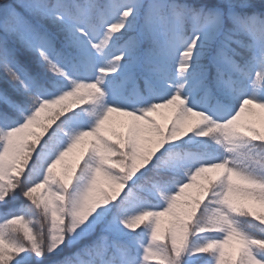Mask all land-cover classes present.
Masks as SVG:
<instances>
[{"label":"snow or ice","instance_id":"1","mask_svg":"<svg viewBox=\"0 0 264 264\" xmlns=\"http://www.w3.org/2000/svg\"><path fill=\"white\" fill-rule=\"evenodd\" d=\"M0 264H264V0H0Z\"/></svg>","mask_w":264,"mask_h":264},{"label":"rangeland","instance_id":"2","mask_svg":"<svg viewBox=\"0 0 264 264\" xmlns=\"http://www.w3.org/2000/svg\"><path fill=\"white\" fill-rule=\"evenodd\" d=\"M166 114V113H165ZM161 119H163V116L160 117Z\"/></svg>","mask_w":264,"mask_h":264}]
</instances>
